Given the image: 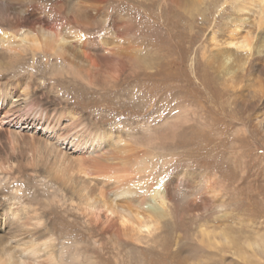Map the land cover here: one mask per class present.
Returning <instances> with one entry per match:
<instances>
[{"label":"rangeland","instance_id":"374dc122","mask_svg":"<svg viewBox=\"0 0 264 264\" xmlns=\"http://www.w3.org/2000/svg\"><path fill=\"white\" fill-rule=\"evenodd\" d=\"M8 1L0 0L2 264L50 257L57 264H264V131L258 126L264 109L255 106L261 76H241L239 86L228 88L210 67L224 50L247 53L223 41L253 32L258 4L240 11L243 0ZM234 18H243L237 31ZM50 34L74 46L73 54L57 55L39 42ZM22 36L36 43L23 47ZM2 38L11 43L3 46ZM225 87L243 88V107ZM25 91L36 100L23 99ZM11 102L21 107L11 112ZM38 106L49 127L35 123L44 114ZM99 132L107 136L101 143L93 141ZM33 139L53 149L47 162ZM93 149L112 157V167L126 163L120 175L163 191L167 216L152 218L139 241L100 230L80 203L85 194L94 202L99 191L111 199L114 180L74 189L46 170L58 166L59 154L70 163ZM124 200L130 202H117ZM5 206L14 214L8 221ZM37 216L52 238V255L38 245L24 247L43 238L42 229L31 236L24 228L35 226ZM253 241L259 246L249 248Z\"/></svg>","mask_w":264,"mask_h":264},{"label":"bare ground","instance_id":"6f19581e","mask_svg":"<svg viewBox=\"0 0 264 264\" xmlns=\"http://www.w3.org/2000/svg\"><path fill=\"white\" fill-rule=\"evenodd\" d=\"M182 1H188V0H180V2ZM193 1L199 5L202 3V0H193ZM230 1L232 0H226L225 2L227 3ZM252 1L255 2L254 6L257 3L259 7V9L257 10V14L255 16V19H254L256 21H254L253 23L255 27L253 32L251 33L246 32L244 35H241L239 38H237L236 36L237 34H230L229 37H227L225 41H223L225 45L238 43L236 48L237 49L243 48L244 50H246L247 53L244 55H235L231 49L224 50L218 53L216 58L210 63V67L215 70L214 72L216 74L218 73L221 76L223 84L228 88L239 86L240 83H237V82H239L241 76H248L250 73L255 74V76L260 75L261 80L259 81V83H261V85L259 86L260 87L259 90H257L256 92V102L257 103H255V106H257V108L259 107L260 108L259 110H263L264 109V0H243V4H241L239 6L240 8L239 9L237 8V10L242 11L245 9L246 10L249 9L248 4H250ZM7 2L10 3V1L8 0ZM236 20L238 23L236 22ZM232 22L233 23L235 22L236 24H233V28L231 30L237 31L239 27L243 24L242 23L243 18H234L232 19ZM259 29H263V30L261 32L259 31L260 33L257 32L258 33L257 34L256 30L258 31ZM249 34H252L253 36L250 37ZM53 37L54 36H52V34L47 36L45 39L43 36H41V41L39 42H41L44 46L55 47L56 49H52V50L56 52L57 55H62L63 53L69 55L68 51H70L73 54L72 50L74 46L70 44L64 45L63 44L64 41L60 37L58 38H53ZM7 39L2 38L3 46H5L7 43H11V40L9 39L10 40L9 41ZM19 41L23 47H27L26 45L28 44L34 45L36 43L34 38L26 37V36H22L21 38H19ZM234 41H237V42L234 43ZM119 48L121 49V47ZM119 53H120L119 51L118 53H115V56L117 54L116 61L117 60L119 61L120 59H122ZM115 56L113 55L112 58H114ZM89 65L92 66V64L90 63ZM213 80L215 81L216 78H213ZM228 88H226L227 91H232V93H238L234 101L237 105H239L240 107H243L241 106L242 102L240 100L242 91H244L243 88H240L237 90H229ZM14 89H15V86H13V89L8 90V92H5L4 90L2 94V99L4 100L8 96V94L10 95L11 93L13 94ZM22 96L24 97L23 99H28L32 101L36 100V98H34L33 95H30L29 92L27 91H25L22 94ZM28 100H24L23 103H26V101ZM3 105L4 103L2 102L0 106L4 107ZM20 105L14 104V103L12 104L11 102L8 104V108L10 109V108H13L14 106L16 110V108H18V106ZM23 107L24 106L22 105V109H24ZM38 107L39 109L42 108L40 109L41 111L40 113H44V114H41L39 118H35L34 120L37 121L35 123L41 124V122L43 121L42 124L45 125V127H49L50 126L49 124L50 118L48 117L49 115L46 114L47 113L46 111H44L45 109L44 107L42 106H38ZM10 111L12 112V109H10ZM212 112L215 113L213 109H211V113ZM17 113L20 114L18 110H17ZM258 116L259 115H256L255 118L258 119L257 118ZM258 126L260 128L262 127V131H264V112L261 114V119H259L258 121ZM105 138H107L106 134L104 135L101 132H99V133H96L95 139L93 138V141L95 140L96 142L101 143V141L105 140ZM93 141H91V143ZM30 143L33 146L39 145L40 150L47 153V156H45V154L43 153L41 155V157L44 158L43 162H47V157L50 156L53 152V149H47L48 142L38 141L36 139H33ZM113 154L116 155L115 153ZM118 158H120V155H118ZM120 159H121L120 161L125 160L124 158H120ZM68 160L64 159L59 154L57 156V159H55V161L58 163V166L57 167L51 166L50 168L46 169L50 173V176L54 174V178H56L55 177V173H56L59 177V179L57 178V180L58 181L60 180L62 184L69 185L70 187L74 189H77L78 188L77 186L83 185V190H87L89 187L87 185H90L91 182L96 183V180L98 179L101 180L102 183L107 180H114L113 182H114L115 187L113 191L111 192V199L110 197L106 195L107 193L105 191H99L100 193L99 198L97 200H94V202H93V197L86 195V194H85V197L87 196L86 200L80 202L84 204L87 209L90 210L88 211L89 214L93 215V217H97V220H95V222H97L100 230L108 232L109 235L113 237L124 236L128 239L139 241L140 238L142 237L141 235L143 234V230L144 229L148 230L150 228L151 221H153L152 218H155L157 221H159L160 219H163L167 216L166 214L167 202L164 197L163 191L160 190V187L158 185L149 184V186L151 185L150 187H146L147 185L145 186L143 184L137 185L136 183H134V180L130 178L129 175L119 174V171L126 170V167H125L126 163H124L123 167H121L120 169H118L117 167H112V164H110L109 162L113 160V158L106 156V154L102 152L100 153L94 149L92 152L87 153L84 156L81 155L77 159H73L72 161H70V163ZM3 165L4 164L0 165L1 170H3L2 168L4 167ZM117 165H119V163H115V166ZM8 166L11 168V165H8ZM114 171H116V173H114ZM114 174L116 175L113 177ZM85 179L88 181H86ZM93 179L95 180L93 181ZM115 180H123V182L117 183ZM207 182L211 183L210 178L207 179ZM124 198H129L130 202H133L134 205H131V206L127 205L130 202L126 200L124 201L127 202V204L126 203L118 204L117 199H124ZM89 200H92V202H90ZM112 206L117 207L116 210H114ZM132 206H134V211L131 208ZM10 210L12 209L6 206L3 207L2 209V211H4L6 214L8 213L6 215L7 221H8V217L11 219V216L13 217L14 215L13 213L12 215H9ZM100 210H102L103 212V215L101 217H99L100 213H98ZM1 215L2 213H0V217ZM35 218H36V223L32 224V225H35V226H32V228L24 227L25 223L23 222H22V225L21 224L20 225L24 227L25 230L29 232L31 236L34 234H37L36 230L42 229V231H40L39 234L43 238L40 241V243L25 242L24 247L29 248L31 250L32 248L29 247L30 244L38 245L39 247H43L41 249V252L43 251L44 253H48L52 255L53 254V249H52V244H51L52 238H50L51 236L49 232L47 231V227L44 224H42V222H37V219L40 218L39 216ZM100 218H103V220H101ZM4 225L5 224H0V231L2 230ZM17 242H19V240H17ZM258 246L259 244H257V242L255 241L248 243L249 248H255ZM10 248L14 249L15 246L14 247L12 246ZM1 250L2 249L0 247V252ZM8 253L10 252L8 251ZM8 253L6 252V254ZM36 253H39V251H35V254ZM24 258L29 259L28 256ZM23 261L24 262L20 261L18 264H57L55 263L56 261L55 257H50L43 261H40V260L37 261L35 259H33V261H25L23 259ZM0 264H2L1 260H0Z\"/></svg>","mask_w":264,"mask_h":264}]
</instances>
